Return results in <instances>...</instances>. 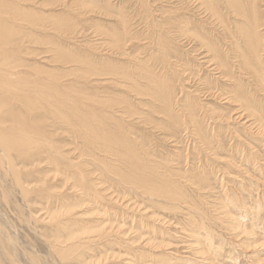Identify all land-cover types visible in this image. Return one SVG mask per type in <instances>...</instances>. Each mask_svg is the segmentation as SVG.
<instances>
[{"label": "rangeland", "instance_id": "1", "mask_svg": "<svg viewBox=\"0 0 264 264\" xmlns=\"http://www.w3.org/2000/svg\"><path fill=\"white\" fill-rule=\"evenodd\" d=\"M144 1L148 3L150 11H145L143 0H82V5L94 11L89 13V17L79 15L78 18L77 14H71L81 22L78 25L85 28V33L76 39L72 36L60 38L50 27H40L41 31H32L33 40H25L20 46L22 52L12 56L11 60L18 65L15 72L20 74L19 78L25 80L24 83L28 81L25 87L29 85V89L33 90L37 87L34 82L46 86L39 87L40 91L27 92L29 97L40 96L36 93L53 96L57 108L63 105L61 110L65 114L78 109L87 115L86 119L92 125H96L97 121L107 130L122 128L132 132L134 141L144 142V150H147L151 161H159L161 165L168 162L167 165L173 170L181 169L184 174L174 171L173 177L170 172L160 171L165 173L159 178L162 185L153 184V180L151 188H166L170 192L173 188L172 192L183 197L178 202L171 201L166 196H157V192H147L128 184L118 176V173H127V165L120 157L90 145V148L87 145L88 151L92 152L85 154L83 146L86 139L80 134L77 136V129L74 130L72 125L60 124L59 119L50 115H42L38 119L39 124L49 129L47 132H51V141L55 143L52 145L53 156L44 153L40 155L43 161L37 159L26 166L15 157L17 167L22 170V182L27 192L22 193L16 186L7 166L0 169V264H264V137L258 139L255 131H250V127H247L250 123L245 124L248 119L227 122L209 114L205 126L209 138H212L213 152H206L191 133L180 130L175 134L168 131L172 129H164L163 121L167 123L165 119L168 118L160 113L162 105L154 101L145 89L149 82L145 71L160 80H167L166 90L174 92L177 97L182 96L180 89L184 85L192 93L194 89H201L205 80L211 83L210 86L216 88L214 95L204 92L195 98L205 110L212 108L211 112L216 116L238 113L239 105L227 102L221 96V88L215 85L218 75H214L216 72L211 71L209 65H204L202 55H195L200 50L204 52V49L193 43L188 45L186 41L178 42L182 45L179 46L174 41V0ZM36 12L51 23L53 20L74 21L68 20L71 14L68 15L64 6L59 4L36 9ZM207 14H204L206 17L203 15L206 19L198 15L200 20L195 25L201 26L199 23L202 19V25L207 29L211 26L213 30L214 22ZM122 18L127 20V27L122 25ZM115 34L122 37L121 41L125 39L124 49L120 52L110 45ZM218 34L221 31L215 33L216 38H219ZM156 38L167 40V50H172L169 53L171 56L163 57ZM51 43H57L63 52L57 53ZM178 53L184 62L193 64H188L190 70L187 74L197 75L187 82L184 79L185 83L182 84L175 76L179 65L174 57ZM82 58L90 63H78L77 60L82 61ZM98 69L105 71L102 75H94ZM48 75L52 77L47 78ZM15 112L21 111L18 108ZM8 125L13 124H1L0 130L5 133ZM15 134L18 135L17 132ZM18 136V140L27 139L23 134ZM55 157L62 158L65 165H56L51 159ZM72 164H78L79 172L86 176L88 182L85 187L77 181ZM192 168L199 174L202 171L201 176H204L203 179L207 176L205 180L209 182L202 177L200 180L192 178L196 173ZM186 172H189L187 175H191V179H185ZM203 181L205 184L200 185ZM152 213L153 216H149ZM205 213L208 215L204 216ZM194 219H197L196 223ZM122 221L126 224L120 226ZM115 236L122 238L116 241ZM128 240H131L130 243Z\"/></svg>", "mask_w": 264, "mask_h": 264}, {"label": "bare ground", "instance_id": "2", "mask_svg": "<svg viewBox=\"0 0 264 264\" xmlns=\"http://www.w3.org/2000/svg\"><path fill=\"white\" fill-rule=\"evenodd\" d=\"M143 2L144 3L142 6H144L145 11H148L150 9L148 7V3L147 2L145 3L144 0H143ZM56 4H59L60 6H64L65 11L68 15H70L71 13H73V15H74V13H75V14H77L78 18H79V15H83L86 17L89 15V13H92V11H94V9H91L88 7L86 8L84 5H82L83 4L82 0H0V125L1 124L4 125V124H6V122H11L13 124V125L6 126L5 133L0 130V169L4 168V166L5 167L7 166L6 169L10 173V175L12 176V179L14 180L16 186L22 191V193L27 192V188L24 187V184L22 182V178H23L22 177V170H20L17 167L18 164L16 163L17 161H15V157L19 158V160H21L23 163L22 165L24 166L25 164H28V162H32V161H35L37 159H39L40 160L39 162H41V159L43 157L40 155H42L44 153L50 155L51 157L53 156V154L51 155L52 151L54 150L52 145H54L55 143H53L51 141V136H52L51 132L48 133L47 132L48 128L46 129V126H44V125L41 126L39 124V120H40L42 115H44V116L50 115L53 118H56V120L59 119L60 124H62V125H64V124L69 125V126L72 125L74 130L77 129V131H76L77 136L80 134V136H82L83 138L86 139L85 145L83 146L86 149L85 150L86 153L84 152L85 154L89 155L90 152H92V150L88 151V147L90 145L91 147H93L95 149H99V150L104 149V150H106V152H108L110 154H115L118 157H120L121 161L125 165H127V170H126L127 173L126 174H124V173L119 174L118 173V176L120 178H122V180L126 181L128 184L134 185V186L136 185L137 188L139 187L138 189L143 188L147 192H154V193L157 192L156 195L159 194L160 197H161V195L166 196V198H169L171 201L172 200L177 201V202H178V200L180 201V199L183 196L180 197V196H178V193H176L175 191H174L175 193L172 192L173 188L171 189V192H170L169 188H168L169 191L165 190L166 188L165 189H162V188L156 189V188H154V186H153V188H151V186H152L151 184L157 183L160 185L161 183H163L162 180H160L159 178H160V176L165 175V173L160 172V171H165L167 174H168V172H170L171 176H172V175H174L173 174L174 171L176 173L177 172L181 173L182 172L181 169L174 168V170H173L172 167L167 165L168 162L166 163V165H167L166 166V165L158 164L159 161H157V162L151 161V159L149 158V154H148L147 150H144V148H145L143 145L144 142L134 141L133 138H131L132 134H133L132 132H127V130H124L122 128H119V129L116 128L112 131L107 130L101 122L98 123L97 121H95L96 125H92L86 119L87 115L83 114V112L79 111L78 109L71 111L70 114H65L61 110L63 105L59 106L60 109L57 108L56 104L54 103L55 100H54L53 96L49 97V95H46V94L43 95L41 93H36V95H40V96H34V98H32L26 94L27 92H31L35 89L36 90L38 89V91H40L39 87L40 88L46 87L45 85L39 84L37 82H34L35 87L36 86L37 87L34 88L33 90L29 89V85L27 87H25L24 84H27L28 81H26L24 83L25 80H22L19 78L20 74L15 72L18 65L16 63L14 64L13 60H11L12 56H16L20 52H22L21 44H23L25 40H28V41L33 40L34 33H32V31L33 32H35L37 30L41 31L40 27H43V28L44 27H46V28L50 27L52 30L57 32V34L60 35V38H62L63 36L64 37L65 36H70V37L72 36L75 39L78 38V36H81L82 33H85V28L83 26H82L83 28H81L79 26L81 22L79 23V20H77V18H74L72 16V14H71L70 18H68V17H66V18H68V20L74 19V21H67V23L60 21L61 22L60 23L58 21L53 20V23H51L50 21L44 20V18L40 17L39 13H38L39 11L36 12V9L42 10L46 7L49 8L52 5H56ZM173 10L174 11H173V18H172V26H173V36L175 38L174 41H177V45H179L178 42H182V41L185 42L186 41L185 43H188V45H189V43L190 44L193 43L194 46L198 45L197 47H200L202 50L204 49V52L202 51L203 53L201 52V50L199 51V53H197L198 50H195V49H192V50H193V52L197 53L195 55H202L201 57H202V60L204 61V65L205 64L209 65L208 67H210L212 69L211 71L216 72L214 75L217 74L218 76H217V79H215V81L217 80V84L215 83V85L221 88V90H220L222 93L221 96L225 97L227 102H234L235 104H238L239 105V112L235 113V114H221L220 116H216V115H214V112H211L212 108L209 111V110H207V109H209L208 107L207 108L205 107L206 110L203 107H201V105L198 103V100L196 99L198 96L203 95L202 93H204V92H207L208 94L211 93L210 94L211 96H212V93H213V95H214V93H216V92H214V91H216V88L211 87L210 86L211 83L205 82L206 80L204 81V83H202L203 85L201 84L202 88L204 87L203 89L202 88L201 89H194V90L192 89L193 90L192 93L190 91H188L186 88V85L183 84L184 86H182L180 89V94H182V96L177 97L176 95H174V92H170V91L166 90V84L169 83L167 80H162V79L160 80L156 75L153 76L152 73H150V72L147 73V71L144 70L145 73L148 75L147 77L149 79V82L147 81L148 84L145 87V89H147L150 92L148 95H150L153 99H155L154 101H158L159 104L162 105V109H159V110H162V111H160V113H162L165 118H168V120L165 119L167 121V123H165V121H163L164 129H172V130H168V131L169 132L174 131L175 134L179 133L180 130H183L186 133H191L190 135H192V138L196 139L197 143H201L202 148L206 152H208V151L213 152L212 147H211V145H212L211 139L212 138L211 139L209 138L208 129L205 126L206 120L208 121V119H206V118L210 114L211 117L213 115L220 120L222 119L221 121L226 120L227 122L237 120V119H239L240 121L248 119L249 121H247L245 124L248 125L250 123V125L247 127H250L249 129H250V131H253V133L255 131L254 134L259 137L258 139H260V138L263 139L262 137H264V0H174ZM48 14H49V12H48ZM204 14H207L209 16L210 20L212 22H214V26L212 25V28L214 27L213 30L210 28L211 26L207 29L205 26L202 25V24H204V22H202V19H206L205 18L206 16ZM198 15L201 16V18H202L200 23H199L201 26L196 27V25H195L196 22L198 20H200L197 17ZM203 15L205 17H203ZM195 17H197V18H195ZM125 20L126 19L122 18V25L127 27L128 26L127 22H126L127 20L126 21ZM207 20H209V19H207ZM150 22H151V20H150ZM153 31H155V30H153ZM161 31H163V30H161ZM218 31H221V34H218L219 38H216L217 35L215 36V33L216 32L218 33ZM128 32L129 31H127V33H126L127 35H129ZM155 32H157V31H155ZM162 33H161V35H162ZM115 35L112 36L113 40H111L110 45L113 47L114 50H117L120 52L124 49L125 45H123V44L125 43L124 42L125 39L123 38L124 40L121 41L122 37L117 36V35L115 36ZM127 37H129V36H127ZM161 38H159V39L156 38V39H157L158 45L160 46V51L163 53V57L166 59V57L168 56V54L172 50L171 51L167 50L168 49L167 40L161 39ZM51 45L55 46L52 48L55 49L57 53L63 52V48L58 46L57 43L56 44L51 43ZM180 45H181V43H180ZM126 46H128V45H126ZM174 46H175V44H174ZM71 53H72V51H71ZM175 53H177V50H175ZM184 53H185V51H184ZM204 54H205V56H204ZM70 55H73V54H70ZM160 55H162V54H160ZM175 55H176V57H174V58L178 61V65H179L178 72L175 73V76H177L176 78L178 79V81L182 84V83H185L184 79L187 82V81H190V79L192 80V77H197V75L192 76L191 74H187V71L190 70L189 66H188V64H190V63H188L187 61L184 62L181 58L182 56L180 53L175 54ZM186 56L188 57L189 54H186ZM87 57L88 56L86 55V58ZM77 61H78V63H86V62H87V64L90 63V62H88L87 59H85V60L83 59L82 61L80 59H78ZM191 65H193V64H190V66ZM201 66H202V64H200V67ZM194 69H196V68H194ZM107 70L109 71V69H107ZM104 71H105V69H98V72H94V75L95 74L96 75H102L101 73H103ZM148 71H149V69H148ZM192 71H193V68H192ZM49 77H52V76L48 75L47 78H49ZM193 80H194V78H193ZM195 80H196V78H195ZM200 80H204V79H200ZM194 83H195V81H194ZM9 84H11V85H9ZM14 84L16 86H14ZM53 85H54V83H53ZM193 93H194V95H193ZM152 102H153V100H152ZM201 102H202V100H201ZM157 103H155L153 105H156ZM255 105H256V108H255ZM153 107H156V106H153ZM257 107L259 108V110L257 109ZM18 108L20 109L21 112H15L18 110ZM157 109H158V107H157ZM42 113H44V114H42ZM158 113H159V111H158ZM47 117H49V116H47ZM94 119H93V121H94ZM29 121L31 123H29ZM53 121H55V120H53ZM58 121H57V123H58ZM74 122L77 123V124L75 123L76 124L75 126L73 125ZM44 124H45V122H44ZM119 124H121V123H119ZM71 129H72V127H71ZM78 129H79V132H78ZM48 131H49V129H48ZM209 131H210V129H209ZM16 132L18 133V135L23 134L25 136L24 138H27V139H22V141L18 140L20 138H18L19 136L15 134ZM185 132H183V133H185ZM72 133H73V131H72ZM172 135H173V133H172ZM112 137H115V138H112ZM87 145H88V147H87ZM217 152H219V151H217ZM191 154H193V153H191ZM90 156H92V155H90ZM81 157H82V155H81ZM246 157H248V156H246ZM51 159L53 160L54 163H56V165H60V166H62V164L65 165L64 160L60 157H55V158H51ZM48 160H49V158H48ZM42 161H43V159H42ZM93 162H92V164H93ZM72 165L74 166V168L73 167L72 168L75 169V171H76L75 176H76L77 181L84 184V187H85V184L87 181L86 176L82 172H79L80 166L78 164H72ZM94 166H95V164H94ZM138 168H140L139 171H138ZM194 169L192 168V170H194ZM189 172H186L185 175L189 174ZM195 172H193V173H195ZM190 174H191V172H190ZM201 175H202V171L200 174L198 172H196L195 174L192 175L193 176L192 178L195 177L196 179L197 178L199 179L202 177ZM152 176H153V178H152ZM190 176L188 177V175H187L185 177V179H187V180L191 179ZM169 177H170V175H169ZM169 177H167L168 181L170 180ZM203 177L201 179H203ZM206 177H205V179H206ZM162 178H164V177H162ZM205 179H203V180H205ZM175 181H176V179H175ZM205 181H207V180H205ZM205 181H203L202 182L203 184L201 183L200 185H204ZM208 182L209 181H207V183ZM179 183H180V181H179ZM168 186H171V185H168ZM175 188L178 189L177 187H175ZM196 188H201V187H196ZM176 189H174V190H176ZM180 190L182 191L183 189H179V191ZM142 191H144V190H142ZM154 193L153 194L150 193V194L154 195ZM159 195H157V196H159ZM166 198H164V199H166ZM231 202H233V201H231ZM104 207H105V205H104ZM198 209H200V208L198 207ZM174 210H173V212H174ZM181 210H183V209L181 208ZM195 210H196V208H195ZM175 213H176V211H175ZM222 213H224V212H222ZM226 214H228V213H226ZM151 215L153 216V213L150 214L149 216H151ZM205 215H208V214L205 213L204 216ZM253 215H255V214H253ZM145 216H147V215H145ZM125 217H126V215H125ZM208 217H206V218H208ZM104 218L105 217H103V219ZM140 218H141V216H140ZM189 218L191 220H193L191 218V215ZM202 220H204V219H202ZM194 221H195V219H194ZM196 222H197V219H196L195 223ZM230 222H232V221H230ZM124 224H126V223L123 222V224H121L120 226H123ZM233 226H231V227H233ZM235 227H237V226H234V228ZM110 230H112V229H110ZM126 231H129V229ZM123 232H125V231H123ZM119 235H120V232H119ZM123 235H124V233H123ZM120 236H122V235H120ZM140 236L142 237V235H140ZM121 238L122 237H120L118 239H121ZM115 239H116V241L118 240L116 238V236H115ZM141 240H143V239H141ZM106 241H107V239H106ZM123 241H124V239H123ZM130 241H129V243H130ZM148 241H150V240H148ZM57 242H59V241H57ZM129 245L130 244H127V246H129ZM136 245H137V243H136ZM169 246L170 245L168 244V247ZM193 246H195V245H193ZM136 249H137V247H136ZM55 250H56V248H55ZM70 251H68V252H70ZM64 252H62V254ZM173 253H175V252H173ZM116 256H118V255H116ZM124 256H126V255H124ZM127 257H129V256H127ZM166 257H167V255H166ZM115 259H117V258H115ZM120 260H121V258H120ZM124 260L125 259H123V261ZM130 263H132V262H130Z\"/></svg>", "mask_w": 264, "mask_h": 264}]
</instances>
